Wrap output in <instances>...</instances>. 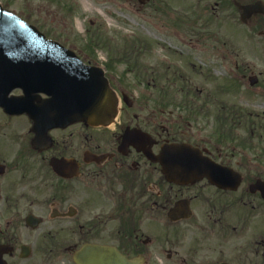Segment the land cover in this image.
Wrapping results in <instances>:
<instances>
[{
  "label": "flooded vegetation",
  "instance_id": "flooded-vegetation-1",
  "mask_svg": "<svg viewBox=\"0 0 264 264\" xmlns=\"http://www.w3.org/2000/svg\"><path fill=\"white\" fill-rule=\"evenodd\" d=\"M191 1L220 28L193 35L210 43L176 72V114L159 95L149 110L112 69L107 127L42 131L31 110L44 96L0 107V264H78L87 244L134 264H264V0ZM165 143L197 149L205 175L167 181L145 154Z\"/></svg>",
  "mask_w": 264,
  "mask_h": 264
},
{
  "label": "rangeland",
  "instance_id": "rangeland-1",
  "mask_svg": "<svg viewBox=\"0 0 264 264\" xmlns=\"http://www.w3.org/2000/svg\"><path fill=\"white\" fill-rule=\"evenodd\" d=\"M0 3L50 40L73 50L84 62L113 65L114 76L123 79L120 87L138 97V102L149 97V110L155 108L158 95L161 101L169 98L175 104L176 97L184 95L176 83V72L188 74L186 65L197 53L191 48L199 49L210 43L193 35L220 28L214 20H207L209 7L207 11L195 8L191 0H150L144 4L138 0H0ZM231 29L230 25L222 27L224 33ZM91 38V52L87 54L84 45ZM167 107L165 117L167 111L176 114V109Z\"/></svg>",
  "mask_w": 264,
  "mask_h": 264
},
{
  "label": "water",
  "instance_id": "water-1",
  "mask_svg": "<svg viewBox=\"0 0 264 264\" xmlns=\"http://www.w3.org/2000/svg\"><path fill=\"white\" fill-rule=\"evenodd\" d=\"M144 1L140 0L143 4ZM24 24L0 6V101L15 87L24 94L43 93L49 99L38 110L40 130L84 120L91 126L107 125L117 113V99L99 68L86 67L54 42L34 31L22 33ZM1 104V102H0ZM41 113H44L43 116ZM168 181L187 183L205 175L200 154L188 145L166 144L159 157ZM173 212L169 213V217ZM79 264H133L115 248L85 246L74 256Z\"/></svg>",
  "mask_w": 264,
  "mask_h": 264
},
{
  "label": "trees",
  "instance_id": "trees-1",
  "mask_svg": "<svg viewBox=\"0 0 264 264\" xmlns=\"http://www.w3.org/2000/svg\"><path fill=\"white\" fill-rule=\"evenodd\" d=\"M92 41H93V39L91 38V39H90V44H91Z\"/></svg>",
  "mask_w": 264,
  "mask_h": 264
}]
</instances>
